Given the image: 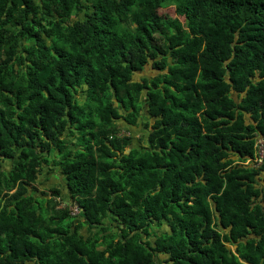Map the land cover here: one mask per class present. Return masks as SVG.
<instances>
[{
  "label": "trees",
  "instance_id": "16d2710c",
  "mask_svg": "<svg viewBox=\"0 0 264 264\" xmlns=\"http://www.w3.org/2000/svg\"><path fill=\"white\" fill-rule=\"evenodd\" d=\"M259 138L264 0H0V264H264Z\"/></svg>",
  "mask_w": 264,
  "mask_h": 264
},
{
  "label": "rangeland",
  "instance_id": "374dc122",
  "mask_svg": "<svg viewBox=\"0 0 264 264\" xmlns=\"http://www.w3.org/2000/svg\"><path fill=\"white\" fill-rule=\"evenodd\" d=\"M165 13H167L168 15H170L171 17H174L173 14V9L170 7V8H167L164 10ZM82 16V14H80V17ZM181 22L182 19L181 17L178 18ZM156 70L153 69L150 65V63H148L144 68L143 70H140V71H137L133 74V79L134 80H139L141 79L142 77H147V78H151L152 76L156 75ZM235 96V94H234ZM77 98H79V100L83 101L84 100V95H81V93L77 94ZM145 114V115H144ZM144 114H142V116L138 119L137 121V124L136 125H133V126H128L126 128V123L125 121L120 118L118 120L119 122V125L121 126V132L123 133H126V134H131L133 137H134V142L137 143V140L136 138L140 137V139L143 141L144 143V136H146L148 130L150 129V125L147 126L146 125V122L148 121V116L146 115L145 111H144ZM153 123V122H152ZM151 123V124H152ZM11 167V162H9L8 160L6 161H2L0 162V170H7ZM50 168V169H49ZM49 172H46V170H44L39 176H38V179L36 181V187L37 189H33V187H30L29 191H32L35 192V194L37 195V197H41L43 194H42V191H46L47 188H49L51 185H53V181H56V180H53V175L55 174L56 176H54V178H57L58 179V175L60 176V172L59 170L55 167V166H49ZM58 174V175H57ZM60 182H61V179H60ZM67 192L61 187V194H62V198L64 200H62L59 205L57 206V208H60V207H65L67 204H68V196L66 194ZM49 197V196H47ZM58 199V198H57ZM69 209L71 210L72 214L75 215L76 217H78V219H80V216L78 215V210L77 212L76 209H77V206L76 204H73V205H69ZM105 223L108 224L107 220L104 221ZM167 229V225L164 224L163 226H161L160 228H157L156 227V230L157 232H164L165 230ZM98 229L97 228H94V229H91V231H97ZM81 232L87 236L89 235V231L87 229V227L83 226L81 228ZM159 258V259H158ZM166 256L165 255H159L157 257V260H163L165 259Z\"/></svg>",
  "mask_w": 264,
  "mask_h": 264
},
{
  "label": "built area",
  "instance_id": "2783aa9c",
  "mask_svg": "<svg viewBox=\"0 0 264 264\" xmlns=\"http://www.w3.org/2000/svg\"><path fill=\"white\" fill-rule=\"evenodd\" d=\"M257 147H258V158L257 161L258 163H261L262 160L264 159V138H259L257 141ZM77 212V209L76 211Z\"/></svg>",
  "mask_w": 264,
  "mask_h": 264
},
{
  "label": "crops",
  "instance_id": "0c3cea01",
  "mask_svg": "<svg viewBox=\"0 0 264 264\" xmlns=\"http://www.w3.org/2000/svg\"><path fill=\"white\" fill-rule=\"evenodd\" d=\"M0 162H2V161H0ZM54 176H56V175L55 174L53 175V180H56V181H53L54 182L53 185H57L60 183V179L54 178Z\"/></svg>",
  "mask_w": 264,
  "mask_h": 264
}]
</instances>
